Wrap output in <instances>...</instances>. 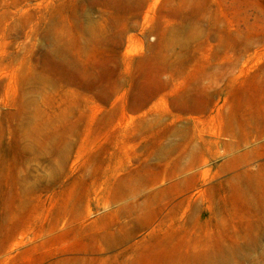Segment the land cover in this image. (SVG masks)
Returning a JSON list of instances; mask_svg holds the SVG:
<instances>
[{"label":"rangeland","instance_id":"374dc122","mask_svg":"<svg viewBox=\"0 0 264 264\" xmlns=\"http://www.w3.org/2000/svg\"><path fill=\"white\" fill-rule=\"evenodd\" d=\"M0 264H264V0H0Z\"/></svg>","mask_w":264,"mask_h":264}]
</instances>
